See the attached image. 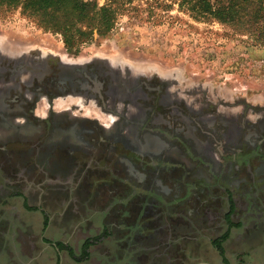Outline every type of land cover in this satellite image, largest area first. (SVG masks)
<instances>
[{
    "label": "flooded vegetation",
    "instance_id": "af4514ba",
    "mask_svg": "<svg viewBox=\"0 0 264 264\" xmlns=\"http://www.w3.org/2000/svg\"><path fill=\"white\" fill-rule=\"evenodd\" d=\"M147 73L0 47V264H22L10 240L32 230L5 210L39 213L44 230L52 218L101 225L92 244L118 225L124 264H164L161 246L207 226L261 233L264 110L227 113ZM49 245L59 264L66 246Z\"/></svg>",
    "mask_w": 264,
    "mask_h": 264
},
{
    "label": "rangeland",
    "instance_id": "374dc122",
    "mask_svg": "<svg viewBox=\"0 0 264 264\" xmlns=\"http://www.w3.org/2000/svg\"><path fill=\"white\" fill-rule=\"evenodd\" d=\"M89 1L97 7L107 2ZM188 1L131 0L129 9L134 12L122 14L107 38L95 36L91 42L77 49H66L58 35L42 31L19 10L2 5L0 47L78 63L102 59L127 65L137 72L174 80L179 87L198 92L196 94L202 99L206 96L225 107L236 108L227 110V113L238 110L241 116L249 114L251 119L264 110V41L256 44L253 37L244 31L245 17L244 20L235 18V21L227 18L193 19L186 11ZM209 1L226 5L237 0ZM260 3L264 6V0ZM206 199L203 195L202 200ZM213 201L208 199L205 206L209 207ZM101 207L104 205L101 204ZM47 211L50 213L52 210ZM102 211V208L89 210L84 219L93 217L89 214H100ZM5 212L9 215L17 213L25 221L24 225L32 228L31 233L26 235L19 227L10 240L15 247L13 252L22 264H56L55 253L49 245L53 243H63L67 248L60 253L59 264H124L127 260L119 253L124 236L117 232L118 225L115 226L118 230L111 228L112 234L106 240L92 244L88 241L104 235L101 225L89 226L77 220L71 223L59 220L56 223L57 219L52 218L51 224L44 230L39 213L25 210ZM226 234L227 239L222 244L224 255L221 257L212 242ZM249 234L240 226L228 229L207 226L202 232L190 235V239H197L194 243L175 244L169 248L171 254L161 246L158 254L169 256L164 264H264V227L259 235L252 236V241H248L251 238ZM43 239L48 245L43 243ZM122 248L125 249V246Z\"/></svg>",
    "mask_w": 264,
    "mask_h": 264
},
{
    "label": "trees",
    "instance_id": "16d2710c",
    "mask_svg": "<svg viewBox=\"0 0 264 264\" xmlns=\"http://www.w3.org/2000/svg\"><path fill=\"white\" fill-rule=\"evenodd\" d=\"M189 1L186 11L196 20L227 18L235 21V18H247L243 23L244 31L253 37L256 44L263 43L264 6L260 0H237L226 5L209 0ZM130 4L131 0H107L102 7L89 0H0V6L19 10L42 31L58 35L66 49H77L91 42L95 36L107 38L122 14L134 12L129 9ZM226 239L227 234L212 242L221 257L224 255L222 244ZM86 248L87 244L84 251ZM84 255L87 256L86 253Z\"/></svg>",
    "mask_w": 264,
    "mask_h": 264
},
{
    "label": "water",
    "instance_id": "95a60500",
    "mask_svg": "<svg viewBox=\"0 0 264 264\" xmlns=\"http://www.w3.org/2000/svg\"><path fill=\"white\" fill-rule=\"evenodd\" d=\"M200 264H204V263H200Z\"/></svg>",
    "mask_w": 264,
    "mask_h": 264
},
{
    "label": "bare ground",
    "instance_id": "6f19581e",
    "mask_svg": "<svg viewBox=\"0 0 264 264\" xmlns=\"http://www.w3.org/2000/svg\"><path fill=\"white\" fill-rule=\"evenodd\" d=\"M19 48V47H18ZM22 48V47H21ZM20 49V48H19Z\"/></svg>",
    "mask_w": 264,
    "mask_h": 264
}]
</instances>
